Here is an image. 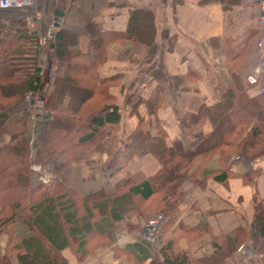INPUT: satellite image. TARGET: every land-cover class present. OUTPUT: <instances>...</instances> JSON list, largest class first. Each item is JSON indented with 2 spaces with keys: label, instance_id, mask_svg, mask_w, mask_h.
<instances>
[{
  "label": "crops",
  "instance_id": "1",
  "mask_svg": "<svg viewBox=\"0 0 264 264\" xmlns=\"http://www.w3.org/2000/svg\"><path fill=\"white\" fill-rule=\"evenodd\" d=\"M260 1L42 0L40 11L51 21L50 32L54 31L55 13L63 14L57 30L63 25L76 30L79 33L78 51L83 56H88L91 51V39L84 32L86 17L92 15L103 31L120 34L126 30L131 9L149 11L154 31L150 43L156 47L155 52L151 51V45L117 36L108 43L105 62L95 69V77L104 81L102 85L90 82L91 68L80 67L81 82L77 86L95 90L94 100L89 101V94L82 104L99 106L86 118L83 129L90 133V120L99 114L102 106L111 103L118 106L122 121L128 120L125 135L129 136L142 120L151 135L162 131L167 144L179 138L189 147L199 130L182 127L180 123L203 105L221 102L222 94L233 86L228 65L234 53L240 56L237 62L232 60V64L236 62L234 73L245 89L249 86L248 78L253 75L259 60L257 42L262 36ZM52 50L51 43L48 53L44 52L45 56H50L48 63L40 58L45 85L49 84L57 68ZM153 54L151 61L141 63L142 57L151 58ZM135 59L137 62L133 61ZM156 90L161 104L155 118L146 110L144 102ZM255 95L256 87L252 85L247 96ZM67 103L68 99L63 104ZM201 129L206 135L212 126L207 121ZM115 134L117 137L122 135L119 129ZM38 137L39 131L35 147ZM117 140L112 141V148L108 147L105 152L94 151L97 160L93 162V156H87L79 163L55 166L53 169L60 170L62 179L55 182L56 188L50 190L46 205L34 209L33 217H23L15 224L12 230L15 238L40 240L45 237L47 232L41 223V214L43 208H50L52 211L47 221L60 232L54 246H62L59 252L64 264H135L134 254L129 255L125 248L142 242L137 233L141 228V217L132 209L134 198L128 189L156 174L159 164L149 155L124 163L127 145ZM113 151L120 152L119 158L114 155L106 161ZM213 160L208 164H200L202 160H199L190 167L181 182L185 198L169 214L167 235L160 237L156 244L150 243L152 248L148 250L156 251L159 242L166 240L180 222L190 228L204 225L206 229L205 233L201 231V236L187 234L180 241L181 247L187 248L196 258L213 252L212 237L242 228L246 239L241 245L247 246L251 252L248 257L236 252L225 260V264H264V253L259 252L252 242L253 221L257 216L255 196L256 202L264 207V158L249 164H235L240 176L224 182L208 181L209 176L220 168ZM250 173L258 174L256 180L252 183L243 181L244 175ZM187 239H190L189 243ZM7 241V235L0 236V256L5 254Z\"/></svg>",
  "mask_w": 264,
  "mask_h": 264
},
{
  "label": "trees",
  "instance_id": "2",
  "mask_svg": "<svg viewBox=\"0 0 264 264\" xmlns=\"http://www.w3.org/2000/svg\"><path fill=\"white\" fill-rule=\"evenodd\" d=\"M27 15V10H0V236L5 234L8 237L0 264H64L59 252L62 246H54L60 232L47 221L52 211L50 208H43L41 214V223L47 232L45 237L19 240L13 235L15 224L23 217H33L34 209L46 205L50 190L56 188L57 181L49 186L41 184L29 166L37 164L52 169L61 164L66 167L72 162L84 161L94 151L105 152L108 147L112 148L115 132L121 123L119 108L111 103L102 106L99 114L88 123L91 132L84 131L83 123L96 108L87 114V104H82V101L89 94L92 97L95 90L93 87L89 90L78 87L81 82L79 75L82 74L79 69L81 66L91 68L90 82L102 85L104 81L95 77V69L105 62L108 43L117 36L151 45V51L154 50L150 43L154 37L152 14L131 9L126 30L120 34L103 31L92 15L86 17L84 32L91 39L88 56L78 51L79 33L76 30L63 25L52 31V57L57 68L48 85L43 83L38 37L27 28ZM239 57L234 53L228 65L233 86L222 94L221 102L203 105L180 123L182 127L199 130L189 147L179 138L167 144L162 131L151 135L145 130L142 120L123 140L124 146L127 145L124 163L149 155L159 164L156 174L128 189L134 198L132 209L138 216L149 210L148 201H153L151 207L154 211L157 208L170 212L177 208L185 198L181 180L187 176L197 157L207 159L217 155L221 164H228L233 155H244L252 160L264 156V94L247 96L252 85L245 89L234 73ZM232 60L236 62L232 64ZM105 83L108 84L107 81ZM157 90L144 102L146 110L155 118L161 104ZM27 92L43 97L36 114L40 122L38 145L33 148L30 146L31 106L25 99ZM66 99L68 103L63 104ZM207 121L212 130L203 135L201 127ZM222 170V174L213 177L218 182H224L228 177L226 168ZM253 200L257 216L253 221L252 242L259 252L264 253V207L256 202V196ZM203 227L190 228L180 222L166 240L159 242L156 251H149L152 245L142 241L125 248V252L131 256L134 254L135 264H225V260L232 257L246 239L242 228L214 236L211 240L213 252L196 258L187 248L181 247L180 240L187 234L201 236L206 231Z\"/></svg>",
  "mask_w": 264,
  "mask_h": 264
},
{
  "label": "rangeland",
  "instance_id": "3",
  "mask_svg": "<svg viewBox=\"0 0 264 264\" xmlns=\"http://www.w3.org/2000/svg\"><path fill=\"white\" fill-rule=\"evenodd\" d=\"M41 1L42 0H39V1L35 0L34 7L32 9H30V10H27V14L28 15L25 16V22H26L27 28L29 30L35 32L36 33V36L38 37V44H39V48H40V51H41L40 58L43 59V62L44 63H48V61L50 60V56H45L44 52L48 53V50L51 47V43H52V32L49 31V24L51 23V21L49 19H46V17L44 16L43 12L40 11ZM35 14H38L39 15V19H36L34 17ZM153 49L154 50H152V52L153 51L155 52L156 51V47L154 46ZM128 58H131V57L129 56ZM153 58H154V54L151 55V58L142 57L140 59V61H141V63L144 64L147 61H151V59H153ZM133 61L134 62H137L136 59L133 60ZM28 93L29 92H27L25 94V99L27 98ZM32 99H33L34 105H31V108H29L30 109L29 114H31L30 115L31 116V118H30V140H31V145L34 146V144L36 142L35 139H36V136H37L38 131H39V122H38V120H36L35 116L37 114V108L41 107V103H42L43 97L40 94H34V95H32ZM89 99H90L89 101L94 100V98H92L91 96L89 97ZM26 101H27V99H26ZM86 107H87V109H86L87 111L86 112H87V114H89V112L92 111V109H94V108L97 109L99 106L96 105V104L87 103ZM126 119L123 122L122 121L123 120V117H122V114H121V123L119 124L118 129H119V132L122 135H120V137H117L116 136V140L118 139L117 141L122 142L123 140H125V137H128L127 135H125L127 133V130H125V129H126V126L128 125V120H126ZM93 155H94V153L88 154V157H92ZM114 155H117V158H119L120 152H117V151L114 152L113 151L108 156V158H106V161L109 158H114ZM95 157H97V156H95ZM95 157L93 156L92 162L95 161V160H97ZM263 158H264V156L262 158H259V159H256V160H252V159H249L248 157H246L244 155H233L231 157V159L229 160L228 164H221V162H219L218 156L217 155H214V156H211V157H209L207 159H204L203 157H197L193 161V163L191 164V166L193 164H196V162L199 161V160H202L200 164H208L209 162H211L214 159L213 161H216L217 164L220 165V168H219V170L216 173H214L211 176H209L210 178L208 179V181H210V180L216 181L213 177L222 174V172H223L222 168H226V171L228 173V177L226 178V180H227L228 178H231V177H239L240 176V175L238 176V174L236 173L237 171L235 169V164H249L250 162L262 160ZM104 164H105V162H104ZM189 170H190V168L188 169V171ZM257 175H258L257 173L245 174L244 177L246 179H242V180L245 181V182L252 183L253 181L256 180ZM252 185L255 188V183L252 184ZM152 202L153 201L146 202L148 204L149 210L146 211V212H144L143 215H140L141 218L139 220H140V227L141 228H140V230L137 233L143 239L142 241H146V242H149L151 244H156L159 241L160 237H162L164 234L167 235L168 232H167V229H166L167 228V225L166 224L169 221V214L171 212L175 211L177 208H175L174 210H172L170 212H167V211H159V210H157V208L154 211L153 208L151 207ZM180 203H182V201ZM180 203L178 204V206L180 205ZM145 210L146 209H144V211ZM157 217H161L162 218L161 221H160L159 227H158L159 228L158 229V233H157V235L153 239L148 240L147 238L144 237V234H143L142 231L145 228V226H147V224H148V222L150 220H153V219H155ZM183 239L184 238H182L181 240H183ZM189 241H190V239H187L186 240V242H188V243H189ZM240 247H244L241 252L238 251ZM247 248H248L247 246L240 244L239 247L237 248V251L236 252L239 253V254H241V255H243L244 257H248V255L250 254L251 251H249Z\"/></svg>",
  "mask_w": 264,
  "mask_h": 264
},
{
  "label": "built area",
  "instance_id": "4",
  "mask_svg": "<svg viewBox=\"0 0 264 264\" xmlns=\"http://www.w3.org/2000/svg\"><path fill=\"white\" fill-rule=\"evenodd\" d=\"M35 0H0V10H30L34 7ZM260 17L259 22L262 28V36L257 42L259 60L255 67L253 75L248 78V83L256 87V93L258 95L264 94V0L259 2ZM36 19H39V15L35 14ZM34 93L29 92L27 95V101H31ZM31 169L39 174V181L44 185H49L53 181L58 180V176L55 172L42 169L39 166L33 165ZM161 217H157L150 220L143 229L144 237L148 240L153 239L158 233V227L161 221ZM244 247H240L238 251H242ZM246 248V247H245Z\"/></svg>",
  "mask_w": 264,
  "mask_h": 264
},
{
  "label": "water",
  "instance_id": "5",
  "mask_svg": "<svg viewBox=\"0 0 264 264\" xmlns=\"http://www.w3.org/2000/svg\"><path fill=\"white\" fill-rule=\"evenodd\" d=\"M62 15L61 13L59 12H56L55 13V17H54V21H53V30L56 31L59 27V24L61 22V18H62Z\"/></svg>",
  "mask_w": 264,
  "mask_h": 264
}]
</instances>
